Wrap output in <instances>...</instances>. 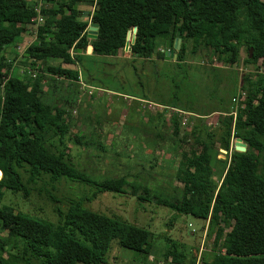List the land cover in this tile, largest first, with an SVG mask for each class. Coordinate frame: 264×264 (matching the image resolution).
<instances>
[{"label": "trees", "instance_id": "obj_1", "mask_svg": "<svg viewBox=\"0 0 264 264\" xmlns=\"http://www.w3.org/2000/svg\"><path fill=\"white\" fill-rule=\"evenodd\" d=\"M41 1L38 7L34 0H0V264H107L113 240L146 259L151 256L150 231L88 209L81 200L71 201L65 211L55 205L56 222L2 204L4 191L27 199L32 185L62 179L92 185L93 197L130 188L139 201L154 200L204 220L208 236L217 231L213 252L202 264H264V0ZM85 12L90 22L80 20ZM40 16L44 23L38 27V42L28 46L23 65L15 64L25 25ZM91 22L98 24L94 40L87 35ZM134 27L135 41L129 45L134 58L165 59L158 46L171 42L173 48L179 39L180 64L190 39L193 56L202 52L236 65L245 48L246 64L260 63L255 74L242 78L245 99L236 115H221L219 141L195 124L191 134L200 150L197 160L182 154L176 173L183 185L180 199L153 195L124 177L92 179L70 160L64 107L75 101L58 92L65 83L79 87L83 71L78 65L85 57H117ZM39 67L41 72L33 75ZM46 81L51 82L49 92L38 84ZM174 123L178 136L179 123ZM237 138L247 145L245 152L231 149ZM221 150L227 152L225 159L218 157ZM173 246L164 257L183 264L185 254Z\"/></svg>", "mask_w": 264, "mask_h": 264}, {"label": "rangeland", "instance_id": "obj_2", "mask_svg": "<svg viewBox=\"0 0 264 264\" xmlns=\"http://www.w3.org/2000/svg\"><path fill=\"white\" fill-rule=\"evenodd\" d=\"M34 1L41 7V0ZM82 7L89 10L88 6ZM84 19L90 22L86 12L80 18ZM43 23L40 16L35 23L25 25L23 42L13 54L15 64L23 65L26 50L38 42V27ZM186 44L184 62L180 64L170 55L165 59L134 58L130 49L120 51L115 58L87 54L82 65H78L83 71L80 79L83 83H78L79 87L77 84L67 87L65 83L58 92L61 98L75 101L71 108L66 105L64 109L69 126L66 144L70 160L77 168L95 180L124 177L148 187L153 195L181 198L183 185L176 173L182 154L197 160L200 150L191 134L195 124H200L204 133L220 139L221 115L238 111L245 99L240 93L242 78L255 74L260 66V63L246 64L245 48H241L238 64L231 65L202 52L193 56L192 41L188 39ZM158 47L162 53L169 50L164 43ZM21 69L24 70L23 66ZM40 72L39 67L31 73ZM38 84L44 91H50L51 82ZM175 121L179 123L178 136ZM235 141L232 140L233 147ZM195 149L197 153L192 154ZM226 154L221 150L218 157L225 159ZM94 192L92 185L72 180L38 182L31 186L27 199L4 191L2 204L56 222L55 205L65 211L71 201L81 200L88 209L119 217L152 233L153 247L148 259L113 240L107 264H175L172 257H164L165 251L174 249L173 245L185 254L183 264H190L191 259L202 264L212 254L217 228L208 236L209 226L204 220L178 214L154 200L139 201L130 188L123 194L104 193L97 197H93ZM224 228L225 233L229 231V227Z\"/></svg>", "mask_w": 264, "mask_h": 264}, {"label": "water", "instance_id": "obj_3", "mask_svg": "<svg viewBox=\"0 0 264 264\" xmlns=\"http://www.w3.org/2000/svg\"><path fill=\"white\" fill-rule=\"evenodd\" d=\"M136 33H137V27H134L133 31L128 34L127 44L125 47L126 50H129L130 49L129 45L134 43ZM97 34H98V24L91 22L89 24V27L87 30L88 39H90V40L96 39ZM180 46H181V40H179V39H177L175 41L173 48H172V43L168 42L167 47L169 48V50H167V52L165 53L166 58L168 55H170L176 59L177 56L175 55V51H179ZM91 52H92V47L89 46L88 47V53H91ZM252 52L253 51L251 49L250 50V57H252ZM234 150L237 152H245L247 150V145L240 138H237L235 141V144H234ZM225 153H227V152L225 151Z\"/></svg>", "mask_w": 264, "mask_h": 264}, {"label": "built area", "instance_id": "obj_4", "mask_svg": "<svg viewBox=\"0 0 264 264\" xmlns=\"http://www.w3.org/2000/svg\"><path fill=\"white\" fill-rule=\"evenodd\" d=\"M234 115H236V113H234ZM233 148H234L233 145H231V149H232V150H233Z\"/></svg>", "mask_w": 264, "mask_h": 264}, {"label": "crops", "instance_id": "obj_5", "mask_svg": "<svg viewBox=\"0 0 264 264\" xmlns=\"http://www.w3.org/2000/svg\"><path fill=\"white\" fill-rule=\"evenodd\" d=\"M85 20V19H84ZM88 54H90V53H88ZM80 79H81V76H80ZM80 83H83L82 81L80 82ZM84 85V84H83Z\"/></svg>", "mask_w": 264, "mask_h": 264}, {"label": "flooded vegetation", "instance_id": "obj_6", "mask_svg": "<svg viewBox=\"0 0 264 264\" xmlns=\"http://www.w3.org/2000/svg\"><path fill=\"white\" fill-rule=\"evenodd\" d=\"M166 58V57H165Z\"/></svg>", "mask_w": 264, "mask_h": 264}]
</instances>
